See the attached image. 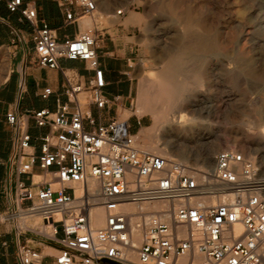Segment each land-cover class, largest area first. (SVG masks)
Wrapping results in <instances>:
<instances>
[{"label": "built area", "instance_id": "built-area-1", "mask_svg": "<svg viewBox=\"0 0 264 264\" xmlns=\"http://www.w3.org/2000/svg\"><path fill=\"white\" fill-rule=\"evenodd\" d=\"M55 1L65 24L79 27L64 40L47 21L37 25L34 4L7 0L11 12L34 26L40 65L58 68L64 77L55 110L28 112L49 131L32 135L15 110L6 114L16 133V180L7 206H0V225L10 226L14 264H43L41 246L57 248L52 264H264V172L258 159L224 148L204 167L141 147L133 113L103 122L101 111L122 103L119 94L104 93L99 0ZM59 58L82 60L93 73L83 81ZM51 93L48 87L42 96ZM97 210L105 216L100 226L93 225Z\"/></svg>", "mask_w": 264, "mask_h": 264}, {"label": "rangeland", "instance_id": "rangeland-1", "mask_svg": "<svg viewBox=\"0 0 264 264\" xmlns=\"http://www.w3.org/2000/svg\"><path fill=\"white\" fill-rule=\"evenodd\" d=\"M170 1L212 28L213 37L218 39V48L208 59L205 85L188 87L193 91L192 100L204 98L217 105L222 97L229 105L224 112L213 113L210 121L188 125L187 131L167 126L161 142L184 150L188 162L204 167L213 165L217 151L234 148L256 157L264 172V141L260 135L264 130V0H99L98 22L107 19L109 25H134L131 30L138 48L132 72L136 85L134 110L144 81L151 90L152 78L166 64L168 50L177 38L175 18L163 7ZM121 7L126 9L122 18L115 14ZM89 21L85 18L84 25ZM139 118L140 124L137 115L132 121L138 134L154 125L150 114ZM139 144L148 149L153 141L141 136Z\"/></svg>", "mask_w": 264, "mask_h": 264}, {"label": "crops", "instance_id": "crops-1", "mask_svg": "<svg viewBox=\"0 0 264 264\" xmlns=\"http://www.w3.org/2000/svg\"><path fill=\"white\" fill-rule=\"evenodd\" d=\"M24 2L36 6L37 25H40L42 20L47 21L55 29L59 40L72 37L78 32L79 27L76 24H65L64 12L55 0H24ZM106 22H100L101 31L97 45L101 65L108 81L104 93L108 98L119 94L122 105L108 104L101 111L103 122H108L116 116L128 117L135 111L123 110H129L134 102L136 85L132 72L135 69L134 62L137 56L135 51H138L134 41L136 34L131 30L133 24L109 25L107 19ZM130 22L136 23V20L130 18ZM80 27H83L82 23ZM33 33L34 26L22 18L20 12H11L7 0H0V206L2 208L7 206L8 196L13 191L16 180L12 161L16 133L7 121V112L15 110L25 122L26 130L30 134L45 133L50 127L48 125L39 127L28 112L42 108L55 110L57 96L63 90L64 77L60 70L40 65ZM58 62L60 66L82 75L83 81L84 75L93 73L87 69L84 61L79 59L59 58ZM48 87L52 89V93L43 97L44 89ZM93 112L98 115L99 110L93 107ZM38 178L37 176L36 179ZM3 240L8 241L7 246L2 245ZM40 249L46 255L43 264H52L57 248L41 246ZM16 254L10 226L0 225V264H14Z\"/></svg>", "mask_w": 264, "mask_h": 264}, {"label": "bare ground", "instance_id": "bare-ground-1", "mask_svg": "<svg viewBox=\"0 0 264 264\" xmlns=\"http://www.w3.org/2000/svg\"><path fill=\"white\" fill-rule=\"evenodd\" d=\"M163 7L175 18L177 38L174 47L168 50L166 64L152 78V89H147L145 81L142 85L133 114L138 117L150 114L154 119V125L142 130L137 135V142H140L141 136L149 138L153 145L146 150L178 157L188 162L189 155L184 150L172 148L168 141L161 142L165 128L174 125L187 131L188 125L210 121L213 113L224 112L223 108L227 109L229 104L228 100L222 97L217 101H221L222 105L219 103L215 105V101L209 104L204 98L195 102L192 100L193 91L188 89L191 84L200 87L205 85V78L210 69L208 59L218 48V39L213 37L212 28L194 17L189 10L179 9L171 1L166 2ZM223 49L226 47L223 46ZM260 135L264 141V130ZM208 137L210 135L206 136ZM151 207L157 208L160 204ZM104 220V213L101 210L95 211L93 225L100 226ZM131 256L136 257L135 252L131 251Z\"/></svg>", "mask_w": 264, "mask_h": 264}, {"label": "water", "instance_id": "water-1", "mask_svg": "<svg viewBox=\"0 0 264 264\" xmlns=\"http://www.w3.org/2000/svg\"><path fill=\"white\" fill-rule=\"evenodd\" d=\"M104 261H107L108 263H112V264H117V263L110 261V260H104Z\"/></svg>", "mask_w": 264, "mask_h": 264}]
</instances>
